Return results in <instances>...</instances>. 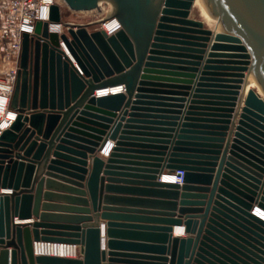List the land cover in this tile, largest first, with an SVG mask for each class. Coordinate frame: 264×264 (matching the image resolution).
<instances>
[{"label":"water","instance_id":"1","mask_svg":"<svg viewBox=\"0 0 264 264\" xmlns=\"http://www.w3.org/2000/svg\"><path fill=\"white\" fill-rule=\"evenodd\" d=\"M65 1L112 9L105 29L67 23L60 35L38 20L23 33L16 116L0 134V264H264V97H245L252 79L264 92V0H202L213 29L191 17L195 0ZM50 20H62L56 3ZM112 86L125 90L98 95ZM178 169L182 184L164 181ZM52 178L76 196L44 191ZM105 186L133 194L106 200L138 206L104 205ZM183 225L189 235L174 236Z\"/></svg>","mask_w":264,"mask_h":264},{"label":"built area","instance_id":"2","mask_svg":"<svg viewBox=\"0 0 264 264\" xmlns=\"http://www.w3.org/2000/svg\"><path fill=\"white\" fill-rule=\"evenodd\" d=\"M104 2L108 3L107 1L101 2L100 9H95V11L101 10L104 12ZM55 3L58 4L61 9L62 20L60 22L50 20L51 5ZM66 7L70 8L64 0H0L1 52L7 64L5 69L2 70V75L0 76V93L6 96L9 108L17 74L20 68L23 33L28 32L33 34L38 20L49 21L50 31H54L52 29L53 25H58V27H56L58 30L54 32H57L60 35L67 32L68 26L63 19V9ZM72 11L77 12V10ZM103 26L104 22L97 29H105ZM89 29L92 30L91 28ZM61 43L62 47L65 49V44L62 40ZM68 54L70 55L69 52ZM124 90V88L116 86L115 90H107L102 94ZM166 175L169 176V181L182 184L184 182L185 170L178 169L167 173Z\"/></svg>","mask_w":264,"mask_h":264},{"label":"crops","instance_id":"3","mask_svg":"<svg viewBox=\"0 0 264 264\" xmlns=\"http://www.w3.org/2000/svg\"><path fill=\"white\" fill-rule=\"evenodd\" d=\"M191 17H194V16H192V14H191ZM210 28V27H209ZM213 29V28H212ZM214 42V41H213ZM208 51H210L209 50V48H207V52H206V54H205V56H204V60L207 58V54H208ZM246 74H247V72H245ZM194 81H197V79L195 78L194 79ZM190 85H194V84H190ZM242 88L240 89V91H243V88L245 87V84L244 83H242ZM250 88H247L246 89V93H245V97H246V95H247V92H248V90H249ZM254 89H256V88H254ZM104 91V90H103ZM98 92H100V91H98ZM95 95H97V93L95 94ZM98 95H102V94H98ZM263 96V95H262ZM245 97H244V100H245ZM264 97V96H263ZM133 99H135V97L133 98ZM245 105V103L243 102L242 103V106H244ZM128 117V116H127ZM124 123H125V121H124ZM109 144H111V140H110V142H109ZM108 144V145H109ZM112 150V149H111ZM111 152V151H110ZM66 153H70V152H66ZM97 154L98 155H100L105 161H107V159H108V157L110 156V153L109 154H104V150L103 151H98L97 152ZM54 156H53V153H52V155H51V158H53ZM88 161H89V164H91L92 163V160L91 159H88ZM58 173V172H57ZM165 175L163 176L164 177V181H169V179H167L166 178V174H167V170H165V173H164ZM103 175V174H102ZM43 177H46V179H48L49 178V176L48 175H46V171H44V174H43ZM54 181H55V185H47V183L44 185V191H50V192H52V193H54V194H56V195H68V196H70V195H72V196H76V194H73V193H71L70 191H69V189L67 188V187H73L72 186V184H69V183H67V182H64V181H62L61 179H59V178H52ZM107 183L108 182H106V185H107ZM113 184H116V185H124V183H122L121 181H116V183H113ZM109 194H115V195H120L119 197H121V196H123V195H133L132 193H130V192H128V191H125V190H122V189H113V190H108V188H106V186L104 187V197H103V199H102V203L104 204V205H112V206H115V207H120V208H122V207H130L131 209H134V207H137L138 205H132V204H130V203H127V202H125L123 199H121V198H118V199H116V200H106L105 199V195H109ZM50 202L51 203H55V204H57V205H64V206H73V205H75V203H73L72 201H70V200H68V199H66V198H59V197H56V196H53L52 197V200H50ZM257 209H260V208H256V210ZM261 210V209H260ZM117 211V210H116ZM120 212L121 213H123L121 210H120ZM52 213H68V212H59V211H52ZM131 213V212H130ZM35 219H37L36 217H34V218H32V220L31 221H34ZM126 219L125 218H118L117 219V221H125ZM27 221H30V220H27ZM97 221H98V223H100L101 224V226H100V229H101V238H102V246H101V250H105V251H108L109 250V248H108V245H107V241H108V237H107V225H106V223H107V219H105V218H103L102 216H99L98 218H97ZM127 221H129V220H127ZM15 222L16 223H24L25 221L24 220H20L18 217H16L15 218ZM176 227H178V226H175V228ZM183 227H185L184 225H183ZM173 235L174 236H176V235H178V236H181V237H186V236H188L189 234L185 231L184 233H182V234H178V233H176V230L173 232ZM129 250H131V249H121L120 248V250L119 251H128V252H131V253H149V252H151V251H143V250H138L137 252H132L133 250H131V251H129ZM78 255H76L75 257H77ZM107 257V256H106Z\"/></svg>","mask_w":264,"mask_h":264},{"label":"bare ground","instance_id":"4","mask_svg":"<svg viewBox=\"0 0 264 264\" xmlns=\"http://www.w3.org/2000/svg\"><path fill=\"white\" fill-rule=\"evenodd\" d=\"M193 9H196L198 11L200 18L205 22L207 27H210V28L215 27L217 19L210 13L206 4L202 0H195ZM87 11H91V10H87ZM192 16H193V13H192ZM105 22L106 20L104 21V24ZM56 27H58V25L56 26L53 25L52 29L54 31H57L58 28ZM65 49L69 52L66 45H65ZM247 88H256L259 91V93L264 96L263 90L261 89L260 85L255 79H252L250 81ZM115 89H116V86L103 88V89L98 90L100 91L98 92V94L105 93L107 90L113 91ZM8 104L9 103L6 100V96L0 93V119H2V121L0 122V134L4 129L9 127V125L11 124V122L14 120L16 116V112L9 109ZM112 147H113V144L107 145L104 148V154L106 155L109 154ZM166 178L170 180L169 176H166ZM256 213L264 217V210L257 209ZM184 232H185V227L183 226L176 227V233L182 234ZM36 251L38 254L50 253L52 255L57 254V255H66L70 257H75L77 255L78 248L75 245H70V244H65V243L36 242Z\"/></svg>","mask_w":264,"mask_h":264},{"label":"rangeland","instance_id":"5","mask_svg":"<svg viewBox=\"0 0 264 264\" xmlns=\"http://www.w3.org/2000/svg\"><path fill=\"white\" fill-rule=\"evenodd\" d=\"M104 12L101 10L98 11H72L70 8L66 7L63 9V19L68 24H87L89 28L92 30L97 29L101 26V24L107 20L110 11H111V3L104 2ZM110 9V10H109ZM193 16L200 18L198 11L196 9L192 10ZM67 25V24H66ZM7 66L6 61L3 57V54L1 52V40H0V76L2 75V70L5 69ZM10 109V108H9ZM2 119H0V122ZM78 255V253H77Z\"/></svg>","mask_w":264,"mask_h":264}]
</instances>
